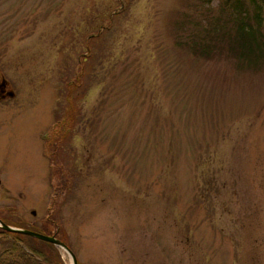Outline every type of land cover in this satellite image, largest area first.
I'll return each mask as SVG.
<instances>
[{"label": "rangeland", "instance_id": "1", "mask_svg": "<svg viewBox=\"0 0 264 264\" xmlns=\"http://www.w3.org/2000/svg\"><path fill=\"white\" fill-rule=\"evenodd\" d=\"M205 1L0 0V218L84 264H264V63L175 45Z\"/></svg>", "mask_w": 264, "mask_h": 264}, {"label": "trees", "instance_id": "2", "mask_svg": "<svg viewBox=\"0 0 264 264\" xmlns=\"http://www.w3.org/2000/svg\"><path fill=\"white\" fill-rule=\"evenodd\" d=\"M201 11L202 17L205 12L207 13L205 15L207 22L202 25L203 36L198 37L199 39L180 38L174 41L178 48L188 51L196 59L205 61L220 55L224 60L226 58L229 61L238 62L251 69L262 66L264 63V0H219L214 10L204 9L203 6ZM212 11L217 14L212 15ZM222 52L225 54L222 55ZM75 88V84L72 83L68 89V100L72 98L70 93ZM73 108L72 106L67 110V115L70 117L74 115ZM65 121L67 122V119ZM1 219L15 227L37 229L34 226ZM41 230L43 229L40 228L38 232H42ZM52 235L59 238L55 234ZM0 264H63V262L59 248L52 243L22 233L5 231L0 227ZM77 264L84 263L78 261Z\"/></svg>", "mask_w": 264, "mask_h": 264}, {"label": "water", "instance_id": "3", "mask_svg": "<svg viewBox=\"0 0 264 264\" xmlns=\"http://www.w3.org/2000/svg\"><path fill=\"white\" fill-rule=\"evenodd\" d=\"M0 227L5 231L22 233V234L33 236V237H36L38 239L52 243L53 245H55V246L59 247L60 249H63L64 251H66L70 255V257L72 259V263L77 264V258L75 256V254L71 251V249L64 242L57 239L53 235L42 234L40 232H36L33 230H29V229L17 228V227H14V226H11V225L4 223L1 219H0Z\"/></svg>", "mask_w": 264, "mask_h": 264}]
</instances>
